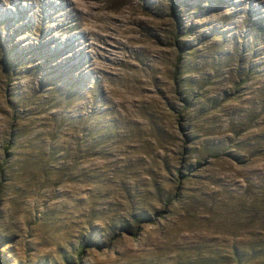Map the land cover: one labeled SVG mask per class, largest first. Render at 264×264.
I'll return each instance as SVG.
<instances>
[{
	"label": "rangeland",
	"instance_id": "obj_1",
	"mask_svg": "<svg viewBox=\"0 0 264 264\" xmlns=\"http://www.w3.org/2000/svg\"><path fill=\"white\" fill-rule=\"evenodd\" d=\"M0 264H264V0H0Z\"/></svg>",
	"mask_w": 264,
	"mask_h": 264
},
{
	"label": "trees",
	"instance_id": "obj_2",
	"mask_svg": "<svg viewBox=\"0 0 264 264\" xmlns=\"http://www.w3.org/2000/svg\"><path fill=\"white\" fill-rule=\"evenodd\" d=\"M173 13V11H172ZM91 243V240L90 239H86L84 242H83V245H89Z\"/></svg>",
	"mask_w": 264,
	"mask_h": 264
}]
</instances>
